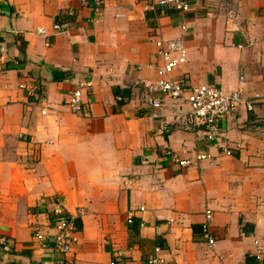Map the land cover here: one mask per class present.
<instances>
[{"label": "crops", "instance_id": "crops-1", "mask_svg": "<svg viewBox=\"0 0 264 264\" xmlns=\"http://www.w3.org/2000/svg\"><path fill=\"white\" fill-rule=\"evenodd\" d=\"M187 1L180 12L148 0L98 11L94 0H0V264H148L155 246L168 264H264V0ZM160 37L187 48L174 79L241 90L217 140L187 103L158 93L151 106L144 83ZM84 82L89 109L73 113L69 91ZM167 148L210 157L178 167ZM55 198L77 221L67 253L53 247Z\"/></svg>", "mask_w": 264, "mask_h": 264}, {"label": "built area", "instance_id": "built-area-1", "mask_svg": "<svg viewBox=\"0 0 264 264\" xmlns=\"http://www.w3.org/2000/svg\"><path fill=\"white\" fill-rule=\"evenodd\" d=\"M81 1L86 2V0ZM102 2L103 0H94L95 11L101 8ZM145 7L148 10L170 7L184 12L189 9L190 5L187 0H148ZM67 28L68 27L64 24H53V30L55 32H65ZM181 29L185 30L186 26L182 25ZM37 33L43 35L45 30L43 28H38ZM154 44L157 57L159 58V64L155 66L156 78L153 81L144 83L145 91L149 94L151 106L156 108L160 106L159 98L155 96V94L158 93L175 100L180 105L187 103L190 107V121L193 123H204L207 139L217 140L221 135L218 125L219 121L229 113L235 111L238 106L244 102V99L241 97V90L227 91L209 84L187 85L174 79L172 77V72L187 61L188 52L186 46L182 39L179 38L160 37L155 39ZM0 50H3V47H1ZM242 81L243 76L240 77V82ZM87 86H89L87 82L80 83L69 91L67 105L73 113L82 114L88 111L89 103L85 102L83 99V89ZM31 95L34 96L36 100L39 99L37 89L33 88ZM254 98H258V95H255ZM245 105L248 109H252L253 101H246ZM41 112L45 114V110ZM224 153L226 155H231L232 151L230 149H225ZM162 155L167 162L177 165L178 167L195 166L200 160L210 157L208 153H198L190 158H181L176 151L169 148L165 149ZM52 203V212L57 216L53 247L56 252L67 253L72 244L76 241L73 232L77 228V221L74 216L69 215L65 211L59 199L55 198ZM139 210H144V207H140ZM211 216V211L206 210V221L202 225L203 233L208 239L209 246H213L215 243L214 237L209 234L208 228ZM127 221L129 223L134 221L133 214L127 216ZM143 225V221H140L139 226ZM45 236L42 226L34 225L32 227V237L35 241L43 242ZM0 244L7 246L9 244L8 239L0 236ZM255 257L257 259L263 258L262 248L257 249ZM108 264H117V261L111 258ZM148 264H168L159 246L154 247L153 255L149 258Z\"/></svg>", "mask_w": 264, "mask_h": 264}]
</instances>
